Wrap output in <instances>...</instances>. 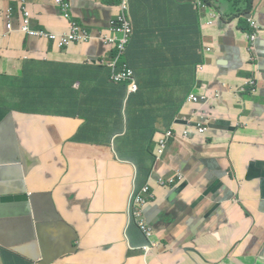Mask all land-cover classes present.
Masks as SVG:
<instances>
[{
  "label": "crops",
  "instance_id": "0c3cea01",
  "mask_svg": "<svg viewBox=\"0 0 264 264\" xmlns=\"http://www.w3.org/2000/svg\"><path fill=\"white\" fill-rule=\"evenodd\" d=\"M199 1L219 13L213 26ZM21 2L0 0V125L12 113L0 132V264L45 255L76 264L98 253L102 264H264V166L248 179L252 163L264 162V132L251 122L264 118V96L240 93L263 80L264 29L255 43L249 34L264 0H73L68 13L91 34L66 49L21 30L29 13L35 29L71 32L58 8ZM123 14L134 30L125 53L106 40L117 38L110 22ZM188 126L190 141L169 144L160 170L183 172L182 182L156 186V140ZM150 182L146 215L167 250L146 257L129 204ZM53 208L78 235L74 256L32 247L31 213Z\"/></svg>",
  "mask_w": 264,
  "mask_h": 264
},
{
  "label": "clouds",
  "instance_id": "9594fccd",
  "mask_svg": "<svg viewBox=\"0 0 264 264\" xmlns=\"http://www.w3.org/2000/svg\"><path fill=\"white\" fill-rule=\"evenodd\" d=\"M28 1H32V0H22V2L20 3V8H22L25 5V3L28 2ZM50 1L58 8V12H60L62 14V16L64 17V14H63L64 13V10H63V7H62V3L70 6L71 1H73V0H60L62 2L61 4H59L58 0H50ZM199 2H201L205 6H207V9H205V10H200L199 7H198L199 11H207V10H210L211 11L209 23L211 21L215 22L218 19H221L218 16L219 13H217V11L213 10V7L212 6L209 7V5H207V3H205L204 1H199ZM213 16H215V18H213ZM5 17H6V14H5ZM118 17L113 18L112 20L117 19ZM261 17L263 18V14L262 13H260V19L259 20L256 19L254 21V23L256 24V28L254 27L253 32L251 34H249V35H256L257 36V41L259 40V37H260V35L262 33V28H263L262 23H261ZM71 18H72V20L70 21L71 22V26H72L73 23H75L80 28H82L83 30H85L87 33H90L83 25H81L80 23H78L72 16H71ZM23 19H24V24H25L26 16H24ZM67 21H69V20H67ZM29 25L34 30H37V31H45V30H39V29L33 28L32 23L30 22V20H29ZM128 25L130 26V29H131V32L132 33L129 36L128 43H127L126 48L123 51V53H125L127 51L128 47L130 45L131 39H132V37L134 35V30H133V28H132V26H131V24L129 22H128ZM14 30H15V27H14ZM21 30H22V28H21ZM109 31H110V28H109ZM12 32L8 33V31H7V35L11 34ZM23 33L26 34L25 32H23ZM69 33H71V32H69ZM26 35L28 37H31V38L41 39V38H38V37L29 36L28 34H26ZM58 36H60V35H58ZM62 36H64V35H62ZM106 38H108V37H106ZM263 38H264V32H263ZM41 40H44V39H41ZM116 40H119V37H117ZM47 42H49V41L47 40ZM49 43H53V42H49ZM261 79H263L262 76H261ZM262 83H264V79L259 81V84L260 85H258V82L256 80L247 81L246 84L242 87L240 93H247L249 90H252L253 93H255V94L248 95L245 98V100L255 101L257 99V97L264 96V93H262V87H261V84ZM123 84H127L128 85V87H129L128 88V93H130V94L138 93L139 87L137 85H135V84H133L131 82H123L122 85ZM133 86H136V88H137V91L136 92H131V89H132ZM260 106H264V105H260ZM10 114L12 115V113L10 112L7 115V117ZM191 127L192 126H188L181 133H174L173 130H168L166 132H167V135L169 136V140L168 141H163V142H161V144H156L155 149H154V153H153L154 159H155V163H154V166L152 168L153 174L157 176V179H155V181H154V183H155L156 186L170 189L172 187H175L179 182H182V180L184 178V173L183 172L176 171V172H174L172 174L162 175V173L160 172V170H161L162 162H163V160H164V158H165V156L167 154V151H168V149H167L169 147L168 145L171 144L173 141H178L180 143H186V142L190 141V138L191 137L189 135V129ZM7 128H5V129H7ZM206 131H207L206 128H202V129H200L199 132L202 133V134H206ZM186 132L188 133L187 136H185V133ZM169 133H171V135H169ZM160 136H161V134H160ZM181 145H184V144H181ZM164 151H166V152L164 153ZM258 166H264V162H253L252 163L251 167L249 168L248 179L252 180V179L255 178V173L254 172H255V170H256V168ZM251 175H253V178L252 179L250 178ZM171 177H174L176 179V184H174L173 186H169L168 183H167V179L168 178H171ZM162 179L164 180V183L161 182ZM263 181H264V177H263ZM155 185H153L150 182L149 184H147L146 186H144L141 189V191H143L145 188H149L150 192H152L154 194L153 189H154V186ZM263 192H264V186H263ZM32 198H33V196L30 197V200ZM152 200H149V202H147L146 209H147L148 205L152 202ZM26 207L28 208L29 205L27 204ZM146 209H145V212H146ZM248 214L250 215L251 213L249 212ZM30 216H31V219H30V226H31L30 235H31V242L33 243V246L32 247H37V245H40L41 248H42V251L44 252V255H45V253H47V255H48V253H56L57 251H60L62 245L64 243H66L68 240L69 241H72V242H75V243L78 242V235L76 234L75 230L72 227H70L66 222H64V220L62 219V217L56 211L55 208H53L51 210L49 209V210H47V212H44L43 214L42 213H31ZM146 217H147V215H146ZM151 227L153 228L154 242L158 244L156 247H153L152 243H150L147 240L148 243H149V246H151V249H152L151 250V255L156 254V253H163V252H165L167 250V248L163 245L162 242H159L158 241V239H157V230H156L155 226H153V224H151ZM45 257H46V255L44 256L43 259H40L38 257V261L36 263L37 264H53V263H50L49 261H47ZM146 257H149V256L147 255Z\"/></svg>",
  "mask_w": 264,
  "mask_h": 264
},
{
  "label": "built area",
  "instance_id": "2783aa9c",
  "mask_svg": "<svg viewBox=\"0 0 264 264\" xmlns=\"http://www.w3.org/2000/svg\"><path fill=\"white\" fill-rule=\"evenodd\" d=\"M58 2H59V4L62 3L60 0H58ZM197 5H198L200 10L207 9V6H205L201 2L197 3ZM62 7L64 10V13H63L64 18L66 20L71 21L72 18L68 14L69 5L62 3ZM12 11H13L12 9H8L6 12V18L8 19V23H7L8 33L12 32L14 30V26L12 24ZM25 16H26V21L22 27L23 32H25L26 34H28L29 36H32V37H38V38H41L44 40H48L49 42L57 43L60 49L68 48L76 42L87 40L89 37L88 33L85 30H83L82 28H80L75 23L72 24L71 33H68L64 36L53 35V34H50L49 32H46V31H37V30L32 29V27L29 25V19H28L29 13H26ZM213 18H215V16H213ZM208 25L213 26L214 22L211 21ZM254 27L256 28L255 23H254ZM110 32L112 34L116 35L117 37H119V40L106 38L107 41L110 43H114V42L118 41L119 49L123 53V51L125 50L126 45L128 43L129 36L132 33L125 15H121L117 19H114L111 21ZM249 36L251 38L252 43H255L257 41L256 35H249ZM207 51L211 52L212 50L208 49ZM126 78L132 79L133 73L131 71H129L127 73ZM123 81H125V80H123ZM136 91H137L136 86H133L131 89V92H136ZM193 100L197 101L198 98L193 97ZM169 135H171V133H169ZM187 135H188V133L186 132L185 136H187ZM161 182L164 183V180L162 179ZM167 183L169 186H173L174 184H176V179L174 177L168 178ZM143 191L144 192L147 191V192L145 195L140 194V196H141L139 198L140 207H139V210L136 212L138 228H139V231L146 237V239L150 243H152L153 247H156L158 244L154 242L153 228L151 227V224L149 223V221L146 217V212H145L147 201L152 200L154 198V194L152 192H150L149 188H145ZM151 250H152L151 246L146 248L145 252H144L145 255L146 256L149 255V252H151Z\"/></svg>",
  "mask_w": 264,
  "mask_h": 264
},
{
  "label": "trees",
  "instance_id": "16d2710c",
  "mask_svg": "<svg viewBox=\"0 0 264 264\" xmlns=\"http://www.w3.org/2000/svg\"><path fill=\"white\" fill-rule=\"evenodd\" d=\"M251 5H252V3H251ZM109 134H110V132H109ZM83 135H84V132L82 130V131H80L81 139L83 138ZM189 135L191 137L190 129H189ZM75 139H77V138H75ZM119 139H120V135H116L115 138H114V141H117ZM168 140H169V136L167 135V132H164L156 140V144H161V142L168 141ZM92 145H97V143H94ZM115 145L116 144H114V143L109 144L108 148H110L112 150L114 159L116 161L122 163V158L119 156L118 152L116 151ZM133 166L135 167V165H133ZM250 178L252 179L253 175H251ZM140 197L141 196H140L139 192H133L132 195H131L130 204H129L131 220H132L133 224L136 225L137 228H138V222H137L136 212L139 210V207H140V203H139V198ZM147 202H149V200ZM138 230H139V228H138ZM79 249H80V247L78 245V242L75 243V242H72V241L68 240L61 247V259L76 255L78 253Z\"/></svg>",
  "mask_w": 264,
  "mask_h": 264
},
{
  "label": "rangeland",
  "instance_id": "374dc122",
  "mask_svg": "<svg viewBox=\"0 0 264 264\" xmlns=\"http://www.w3.org/2000/svg\"><path fill=\"white\" fill-rule=\"evenodd\" d=\"M210 1H213V2H218V0H210ZM251 94H255L253 93L252 90H249L247 93H244L242 95V98H246L248 95H251ZM249 118V117H248ZM251 120V119H250ZM252 124L254 125V128L258 131H261V132H264V118L262 119H258V120H254L252 121ZM166 151H164L165 153ZM147 192V191H146ZM146 192L144 191H141L140 194L141 195H145ZM71 227V226H70ZM102 253H98L96 254L92 259L88 260V261H84V260H80L78 261L76 264H102Z\"/></svg>",
  "mask_w": 264,
  "mask_h": 264
},
{
  "label": "water",
  "instance_id": "95a60500",
  "mask_svg": "<svg viewBox=\"0 0 264 264\" xmlns=\"http://www.w3.org/2000/svg\"><path fill=\"white\" fill-rule=\"evenodd\" d=\"M263 14V18H264V11L262 12ZM261 17V23H262V26L264 28V19ZM258 72L262 75V78L264 79V60L259 62V65H258ZM260 106V104H259ZM12 120V115L10 114L4 121L3 123L0 125V132L2 130H4L5 128L8 127L10 121Z\"/></svg>",
  "mask_w": 264,
  "mask_h": 264
}]
</instances>
